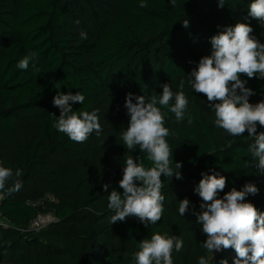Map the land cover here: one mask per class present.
I'll return each instance as SVG.
<instances>
[{
  "label": "trees",
  "instance_id": "obj_1",
  "mask_svg": "<svg viewBox=\"0 0 264 264\" xmlns=\"http://www.w3.org/2000/svg\"><path fill=\"white\" fill-rule=\"evenodd\" d=\"M140 2L0 0V162L22 171L19 191L8 194L15 176L0 191V218L12 226L0 227V264H136L139 241L156 233L183 239L182 250L172 253L173 264H199L202 256L208 264L222 259L234 264L233 249L215 252L213 258L203 247L207 237L191 214L202 203L195 192L202 173L227 178L221 198L233 187L254 183L259 192L246 202L264 212V173L251 163L249 152L255 137L217 127L207 97L188 82L199 60L211 54L210 38L226 26L248 23L264 43V24L248 16L252 0H225L223 7L219 0H146L147 7ZM33 52L38 55L28 69L17 68ZM241 79L255 92L250 103L264 100V79ZM181 81L188 100L184 120L170 111L174 99L167 107L156 106L169 129L173 160L182 162L183 178L162 175L164 212L156 224L145 228L135 217L111 224L114 212L103 185L123 192L118 182L128 150L121 133L130 120L125 97L144 95L150 102L152 96L159 98L164 83L179 92ZM78 91L85 100L74 103L73 110H98L102 129L83 143L53 126L60 114L53 98ZM260 132L264 126L258 124ZM131 155L141 157L146 168L153 166L138 148ZM185 198L192 207L181 216L179 201ZM46 212H54L58 221L29 240L35 234L22 229Z\"/></svg>",
  "mask_w": 264,
  "mask_h": 264
},
{
  "label": "clouds",
  "instance_id": "obj_2",
  "mask_svg": "<svg viewBox=\"0 0 264 264\" xmlns=\"http://www.w3.org/2000/svg\"><path fill=\"white\" fill-rule=\"evenodd\" d=\"M173 4L175 0H172ZM225 0H219L218 7H223ZM146 0H141L140 7H147ZM248 16L264 24V0H252L248 6ZM189 22L182 20V26L187 28ZM253 28L248 23L238 22L234 26H226L223 31L212 36L210 55L199 60L196 68L189 75V83L196 93L207 97L208 104L215 112V125L233 136L247 132L255 137V142L249 145L252 164L264 173V132L257 134V125L264 126V100L252 104L249 97L255 92L246 87L249 79H264V43L253 34ZM81 38L87 39V34L81 32ZM38 54L25 55L17 68L27 70ZM34 71H40L33 65ZM162 93L152 96L146 102L144 95L135 96L128 93L124 107L130 120L126 131L121 133L123 145L128 153L124 157L122 179L118 182L123 192L115 189L109 192V184L103 185L108 196V208L114 212L111 224L124 222L128 217H135L145 228L149 223L156 224L164 212V195L161 194L164 178L175 176L182 179L180 169L182 162H174L173 150L166 137L169 129L164 126L165 117L156 105L169 106L174 99L170 111L177 121L185 118L188 100L183 92L184 82L180 83V91L174 93L169 83L161 85ZM135 99V102L133 100ZM85 96L79 91L58 93L53 98L54 107L60 114L53 125L59 132L66 134L72 141L85 142L93 132L100 135L102 129L97 111L76 112L74 103L83 104ZM188 123L192 120L189 117ZM139 149L146 154L153 166L146 168L141 157H133L131 153ZM210 155V154H209ZM174 164V167H173ZM8 194L19 191L22 183L19 177L22 171L4 167L0 162V191L6 183L13 179ZM227 184V178L219 172L211 175L202 173L195 192L201 198L199 211H192L196 222L202 227V233L207 239L203 247L213 254L227 249L236 253L234 264H264V212H261L251 202H246L248 195H256L259 189L254 183H246L242 189L233 187L221 198ZM191 203L185 198L179 201V214H188ZM184 246L183 239L177 236H167L156 233L151 239L139 241V251L135 254L136 264H173V251L180 252ZM199 264H208L202 256ZM220 264H228L222 259Z\"/></svg>",
  "mask_w": 264,
  "mask_h": 264
},
{
  "label": "built area",
  "instance_id": "obj_3",
  "mask_svg": "<svg viewBox=\"0 0 264 264\" xmlns=\"http://www.w3.org/2000/svg\"><path fill=\"white\" fill-rule=\"evenodd\" d=\"M1 198L2 196H0V200ZM57 221L58 218L56 217L54 212L40 213L37 218L29 224L28 227L22 229V232L25 234H36L48 227L50 224ZM0 227L10 228L12 226L8 222L0 218Z\"/></svg>",
  "mask_w": 264,
  "mask_h": 264
},
{
  "label": "water",
  "instance_id": "obj_4",
  "mask_svg": "<svg viewBox=\"0 0 264 264\" xmlns=\"http://www.w3.org/2000/svg\"><path fill=\"white\" fill-rule=\"evenodd\" d=\"M37 239V235L35 234L33 237H30L29 240H35Z\"/></svg>",
  "mask_w": 264,
  "mask_h": 264
}]
</instances>
